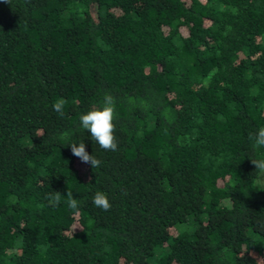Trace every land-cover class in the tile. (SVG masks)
I'll return each instance as SVG.
<instances>
[{"label": "trees", "instance_id": "obj_1", "mask_svg": "<svg viewBox=\"0 0 264 264\" xmlns=\"http://www.w3.org/2000/svg\"><path fill=\"white\" fill-rule=\"evenodd\" d=\"M259 127L264 0H0V264H264Z\"/></svg>", "mask_w": 264, "mask_h": 264}, {"label": "clouds", "instance_id": "obj_2", "mask_svg": "<svg viewBox=\"0 0 264 264\" xmlns=\"http://www.w3.org/2000/svg\"><path fill=\"white\" fill-rule=\"evenodd\" d=\"M5 2H8V0H5ZM65 103L66 101L61 98L52 105L53 110L61 117L65 115ZM115 110L116 98L112 94L106 92L99 106L92 107L79 117L81 128L90 133L91 139L94 140L100 148L113 152L117 151L118 148L115 135ZM249 139L253 141L254 148H264V127H259L255 133H249ZM67 147H70L73 156L77 157L82 163L89 164L92 169L99 167L102 163L92 154H89L86 150L84 141L70 143ZM251 163L255 166L258 175L264 177V158L252 159ZM62 195L67 197L65 201L67 206L71 210L78 212V201L71 191H67L66 194H61V192L58 191L50 193L48 196V204L53 207L58 206L61 203ZM92 203L95 207L105 211L111 208V203L107 194L100 190L95 192Z\"/></svg>", "mask_w": 264, "mask_h": 264}, {"label": "rangeland", "instance_id": "obj_3", "mask_svg": "<svg viewBox=\"0 0 264 264\" xmlns=\"http://www.w3.org/2000/svg\"><path fill=\"white\" fill-rule=\"evenodd\" d=\"M77 168L83 173L84 172V165L82 164H77ZM260 177V179H259ZM258 179L255 182V187L258 189H263L264 188V177L259 176Z\"/></svg>", "mask_w": 264, "mask_h": 264}]
</instances>
